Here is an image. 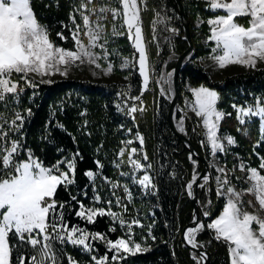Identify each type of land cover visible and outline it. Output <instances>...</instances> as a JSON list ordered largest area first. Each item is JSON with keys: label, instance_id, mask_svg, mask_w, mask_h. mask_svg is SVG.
Listing matches in <instances>:
<instances>
[{"label": "snow or ice", "instance_id": "1", "mask_svg": "<svg viewBox=\"0 0 264 264\" xmlns=\"http://www.w3.org/2000/svg\"><path fill=\"white\" fill-rule=\"evenodd\" d=\"M206 3L209 10L223 13L207 20L210 28L208 40L215 44L212 48V59L218 67L223 69L229 65H240L255 68L258 61H264V0H206ZM147 10V0H79L74 4L70 15L71 23L74 25L70 29L74 48L65 49L51 42L48 31L38 23L31 0H0V264H62V257H66L67 264H79L73 256L65 254L62 248L57 249L55 247L57 242L60 245L70 244L91 254L95 251L92 241L96 240L105 241L108 250L113 253L111 261H118L124 258L122 254L136 255L138 252L147 251L146 247H142V243H146L149 238L153 241L156 239L151 235L149 225L148 236L142 237L141 242H136L132 231L133 225L144 227L138 219L126 224L123 217L110 207L107 211L104 208H86L75 196H72L71 200L79 204V210L75 212L78 218L87 224H93L96 217L109 216L113 221H119L121 228L127 227L125 233L127 239L121 237L112 241L102 233L89 232L87 228L79 225L69 228L64 209L71 205L68 202H58L55 196L58 188L67 189L75 183L79 150L71 157L61 158L50 167L44 166L34 157L31 149L24 147L22 130L25 120L32 115L31 109L26 110L25 116L12 107L18 104L20 95L26 88L38 86L35 80L30 78V74L45 82L43 78L46 76L57 73L66 76L71 66L85 63L94 65L105 75L111 74L114 70L113 63L108 62L106 67H102L100 61H109L110 55H119L115 50L109 52L110 37L126 36L134 53L132 59L122 58L120 68L122 70L135 68L138 65L139 75L143 78V87L139 95L129 96L126 90L120 93L121 96H129L132 101L131 106H127L125 102V107L127 113L135 120V113L146 111L135 102L140 101V105H143L141 97L149 89L150 82L151 66L141 19V13ZM77 15L82 24L77 23ZM156 16L158 19L153 21V25L158 22L166 23L171 19L167 16L161 17L159 11L156 12ZM239 18H248L247 26L239 23ZM168 31L173 34L179 32L176 28H169ZM81 34L87 38V43L81 38ZM57 35L62 40L68 39L63 33ZM14 74L16 80L12 79ZM171 76L172 73L161 74L156 80L160 85V95L169 100L172 98ZM164 85H168L167 90ZM189 91L194 99L186 101L185 106L190 108L196 117L201 118L206 129V142L201 141L202 147L210 145L212 157H216L218 153L226 154L228 148L234 146L236 141L231 135H219L218 131L220 122L225 116H231V113L218 110L220 97L217 91L205 86L190 88ZM254 99V105L233 104L232 107L237 112L240 125H244L246 120L251 122L253 118H258L260 140L257 141V145H259L264 142V98ZM80 115L83 116L85 113L82 112ZM186 119V114L181 113L177 122L181 132L185 131ZM86 124L87 122L85 126ZM10 133L19 138L12 139ZM135 140L139 142V149L131 147L129 150V146L134 143L131 139L122 141L123 147L120 148L113 163L116 168L123 164L130 165L132 183L139 186L143 195L154 196L157 194V186L154 183L155 177L150 174L153 166L151 163L141 162L149 159L144 150L145 138L137 132ZM21 153L25 159H18ZM126 153L128 158L124 160ZM192 155L189 154V160L195 165L196 161L192 160ZM137 156L140 158H134ZM260 161L259 168L246 165L242 161L233 170L218 167L215 163L209 165L219 173L215 176L214 191L217 198H222L225 203L220 215L207 224L194 215L193 226L186 228L183 233V241L187 245L195 250L205 248L206 245L199 243L197 236L209 231L211 233L209 245L212 240L226 244L229 264H264V216L260 215V212H264V175L261 174V170H264V157H261ZM94 163L98 169L103 168L99 160ZM61 165H64V168H61ZM235 170L247 173L244 180L248 185L246 188L237 190L232 185L229 174ZM141 172L142 175H137ZM84 175L95 184L101 173L86 170ZM120 175L129 176L130 173L121 172ZM198 179L203 183H197ZM236 179L239 180L240 177ZM104 180L111 184L116 205L127 212V204L116 195L115 189L122 187L128 204H131L133 193L128 185L112 183L107 177H104ZM209 181V174L205 173L198 177L194 171L191 182L186 185L187 195L195 199L193 186L206 189ZM245 195L255 197V203L252 200L247 201V206L255 210L252 213L245 210L243 199ZM100 201L101 197L95 195L94 202ZM106 203L111 206L113 201L110 199ZM207 205L210 207L211 200L207 201ZM210 214L208 210L203 212L205 220ZM110 231H116L115 227ZM14 253L16 255L13 258ZM191 258L196 264H207L209 256L206 251H200L198 256L193 252ZM90 260L92 264H109L107 255L102 258L91 255Z\"/></svg>", "mask_w": 264, "mask_h": 264}, {"label": "trees", "instance_id": "2", "mask_svg": "<svg viewBox=\"0 0 264 264\" xmlns=\"http://www.w3.org/2000/svg\"><path fill=\"white\" fill-rule=\"evenodd\" d=\"M78 2L79 0H31L38 22L48 31L49 39L54 45L65 49L74 48L70 32L74 25L71 23L70 15L74 4ZM147 2L148 10L141 13L142 27L149 62L154 73L159 75L161 69H165L163 64L167 58L171 60L167 62L166 69L172 70L176 57L188 47V42L183 36L181 18L174 0H147ZM181 3L189 20L194 50L177 78L179 104L186 109L184 98L192 99L190 88L206 85L216 89L220 97L217 108L225 113H231V116H225L220 122L218 133L231 135L235 139L236 144L229 147V150L238 160L259 168L261 161L256 151L264 154V142L257 145V141L260 140L258 121L253 118L251 122L246 120L244 125H240L232 105L253 103L255 97L264 98V68L224 75L221 79L214 80L200 61L212 53V42L208 40L210 28L207 20L216 12L209 10L206 0H181ZM157 11L161 13V17L167 16L171 19L166 23L158 22L153 25V21L158 19ZM199 17L202 21L197 25L194 22ZM246 19L239 18L238 22L243 23ZM76 21L82 24L78 15ZM169 28L178 29V34L168 31ZM108 30H111V17H109ZM57 33H63L68 39L62 40ZM154 36L155 40H153ZM81 38L87 43V38L83 34ZM108 48L109 52L115 50L119 55H110L109 61L101 60L100 63L104 65L103 67H106L108 62L113 63L112 73L124 81L119 84L115 82L104 85L87 79H61L49 84L38 83L36 88H26L21 93L18 104L12 107L25 116H27L26 110L31 109L32 115L27 117L22 130L24 147L31 149L34 157L44 166L50 167L61 158L71 157L79 150L75 183L67 189L58 188L55 196L58 202H68L71 205L64 209L69 228L79 225L87 228L89 232L102 233L112 241L121 237L127 239L125 236L127 227L121 228L119 221H113L109 216L96 217L93 224H87L78 218L75 212L79 210V204L71 200V197L75 196L86 208H104L107 211L110 207L112 211L123 217L126 224L138 219L144 227L133 225L132 231L136 242H141L142 237L148 236L149 225H151V235L156 239L153 241L149 238L146 243H142L147 251L138 252L136 255L123 254L124 258L118 261H111L113 253L108 250L106 242L101 240L92 241L95 251L91 254L70 244L60 245L57 242L55 247L62 248L65 254L73 256L79 264H92L91 255L97 258L107 255L109 264H196L191 258L194 251L183 244L180 233L183 226L191 220L193 213L186 185L190 182L193 171H199L202 165L198 161L195 166L189 160L190 153L169 128L167 110L170 100L162 97L158 88L155 87L153 90L149 88L144 92L141 97L143 105H140V101L135 102L138 107L142 106L146 109L144 112L135 113V120L127 113L125 102L127 106H131L132 101L129 96L140 94L141 77L138 65L123 70L119 65L122 63V58H133L134 49L126 36L110 37ZM96 51L100 50L96 49ZM125 90L129 92V96L120 95ZM82 112L85 115L81 116ZM180 116L181 113L176 109L174 119H179ZM85 122H87L86 126ZM184 128L185 136L204 155L208 164H212L210 149L207 146L202 147L203 136L193 119H187ZM137 132L145 138L144 150L149 157L148 161L141 160V162L151 163L153 166L150 174L155 177L154 183L157 186V194L154 196L143 195L139 186L132 183L130 165L123 164L120 168H116L113 163L120 148L123 147L122 141L131 139L134 143L129 146V150L131 147L139 149V142L135 140ZM9 135L12 139L19 138L11 133ZM217 155L220 162L225 161L226 166H230L227 156L220 153ZM25 158L21 153L18 159ZM127 158L126 153L123 159L127 160ZM96 160L103 164L102 169L97 168L94 163ZM61 168H64V165H61ZM86 170L100 171L101 175L96 178L95 184L84 175ZM210 171L211 181L208 188L198 189V200L204 209L209 207L207 201L211 200L208 208L211 214L207 218L209 222L221 212L225 203L222 198H217L214 191L217 172L212 167ZM121 172H128L130 175L121 176ZM142 174L141 172L137 175ZM104 177L112 183L127 184L132 191L133 201L128 204L123 188L115 189L116 195L127 204V212L116 205L111 184L106 183ZM97 194L101 197L99 203L94 202V196ZM110 199L113 201L111 206L106 203ZM113 227L116 229L114 232L110 231ZM210 239L209 231L197 236L198 242L205 244V248L211 252L210 264H229L226 244L212 240L209 245ZM15 255L14 253L13 258ZM62 264H67L66 257H62Z\"/></svg>", "mask_w": 264, "mask_h": 264}, {"label": "rangeland", "instance_id": "3", "mask_svg": "<svg viewBox=\"0 0 264 264\" xmlns=\"http://www.w3.org/2000/svg\"><path fill=\"white\" fill-rule=\"evenodd\" d=\"M175 1V0H174ZM180 2H181V0H180ZM175 4H176V2H175ZM181 5H182V3H181ZM176 6H177V4H176ZM177 9H178V6H177ZM182 9H183V6H182ZM183 11H184V9H183ZM178 12H179V9H178ZM184 13H185V11H184ZM221 14H223L221 11H217L216 12V14H214L212 17H210V18H215V16H217V15H221ZM179 15H180V13H179ZM185 15H186V13H185ZM186 17H187V15H186ZM181 18V17H180ZM188 19V18H187ZM248 19V18H247ZM247 19L243 22V23H241V24H243V25H245V26H247ZM189 21V20H188ZM202 20H201V18L199 17V18H196L195 19V24H199L200 22H201ZM39 23V22H38ZM240 23V22H239ZM182 26V25H181ZM142 32H143V37H144V31H143V27H142ZM182 32H183V28H182ZM189 33H190V29H189ZM183 36H184V33H183ZM191 36V35H190ZM185 38V37H184ZM161 39H163V38H161ZM187 41V40H186ZM144 42H145V37H144ZM212 42V41H211ZM145 45H146V42H145ZM213 47H215V44H214V42H212V48ZM146 50H147V47H146ZM193 53V52H192ZM147 54H148V52H147ZM212 56H213V53H211V54H209V55H207L205 58H203V59H201V61H200V63H201V65L204 67V69L211 75V77L214 79V80H219V79H221L224 75H230V74H234V73H239V72H246V71H253V70H255V69H258V68H264V61H258L257 62V65H256V67L255 68H248V67H244V66H240V65H229V66H227V67H225V68H223V69H221V68H219L218 67V65H217V63L212 59ZM137 58H138V53H137ZM190 58V55L187 57V59H189ZM176 59H177V57H176ZM176 59H175V62H176ZM171 59L170 58H167V59H165V61H164V64H163V66H165V69H161V72H160V74L159 75H156L155 73H154V69L152 68V66H151V64H150V62H149V64H150V66H151V72H150V82H149V88H151V90H153L155 87L156 88H158V91H159V88H160V85H158L157 83H156V80L157 79H159V77L161 76V74H167V73H172V75H173V71H174V66H175V64H174V66H173V68H172V70H167L166 69V64H167V62H169ZM187 61V60H186ZM185 61V62H186ZM120 65H121V63H120ZM120 65H119V67H120ZM104 65L102 64V67H103ZM179 74H180V72H179ZM30 78H32V79H34L35 80V82L38 84V83H45V84H49V83H53V82H55V81H57V80H61V79H87V80H91L92 82H95V83H97V84H107V83H115V82H118L117 84H119V82H121V81H124L121 77L119 78V77H117V76H115L113 73H111V74H109V75H105L104 73H103V71L102 70H100V69H96L95 68V66L94 65H89V64H87V63H85V64H83V65H73V66H71L70 68H69V70H68V74L66 75V76H63V75H60L59 73H57V74H55V75H50V76H46V77H44L43 79H44V81L45 82H41L40 81V78L39 77H33L31 74H30ZM12 79L13 80H16L17 79V77H16V75L14 74L13 75V77H12ZM142 77H141V84H142ZM171 88H172V91H173V82H172V76H171ZM200 86H205V87H208V88H210V89H213V90H215V91H217L216 89H214V88H211V87H209V86H206V85H199V86H197V87H200ZM142 87H143V84H142ZM164 88H165V90H167V88H168V85H164ZM194 88H196V87H194ZM178 92H179V88H178ZM218 93V92H217ZM179 98H180V94H179ZM168 99V98H167ZM194 98L192 97V99L190 100L188 97H185L184 98V103H185V105H186V101H192ZM170 103V102H169ZM247 104H255V102H253V103H246L245 105H238V106H247ZM186 107V106H185ZM176 109H177V111H179L180 113H185L186 114V116H187V119H193V121L196 123V125L199 127V133L200 134H202V136H203V140H205V142H206V136H205V133H206V129L203 127V125H202V120H201V118H199V117H196L195 116V114H194V112L190 109V108H183V107H181L180 106V104H179V100H178V104H177V106H176V108H175V111H176ZM219 110V109H218ZM219 111H221V110H219ZM236 115H237V112H236ZM180 119V118H179ZM179 119H174V122L177 124V122H178V120ZM186 119V120H187ZM257 119V121H258V126H259V120H258V118H256ZM219 134V133H218ZM220 135V134H219ZM221 136H226V135H221ZM207 147H209V149H210V145H207ZM201 153V152H200ZM202 154V153H201ZM256 154L261 158V157H264V154H260V153H258L257 151H256ZM203 155V154H202ZM204 156V155H203ZM210 156H211V154H210ZM223 156H227V158H228V163H229V167H227L226 166V164H227V162H220V158L218 157V155H216V157H210V161H211V163H215L216 164V166H218V167H223V168H226V169H228V170H233L234 169V167L239 163V162H241L240 160H238L237 159V157L236 156H234L233 155V153L229 150V148H228V150H227V153L226 154H223ZM205 158V157H204ZM192 160H194V161H196V164H195V166L197 165V162L199 161L198 159H196V158H194L193 156H192ZM205 160H206V158H205ZM207 161V160H206ZM207 164H208V162H207ZM202 168V167H201ZM201 170V169H200ZM200 170L199 171H195L196 172V174L198 175L199 174V172H200ZM194 172V171H193ZM207 174H209V176H210V181H211V171H210V167H209V164H208V172H207ZM219 173H216V175H218ZM261 174L262 175H264V172H262L261 171ZM192 175H193V173H192ZM230 180H231V183H232V185L233 186H235L236 188H237V190H240V189H242V188H246L248 185L246 184V183H244V180H245V178H246V175H247V173L246 172H241V171H239V170H235L234 171V173L233 172H230ZM236 177H240V179L239 180H237L236 179ZM191 180H192V178H191ZM191 180H190V182H191ZM209 181V182H210ZM200 183H203V181H201ZM215 187H216V183H215ZM198 189L199 188H197V200H198ZM191 198V197H190ZM243 199H244V201H245V210L246 211H248V212H250V213H252V212H254L255 210L252 208V207H248L247 206V201H249V200H252L253 201V203H255V197L254 196H252V195H245L244 197H243ZM198 206H199V209H200V211L201 212H204L205 210H208V208L209 207H207V208H203L204 206L202 205V204H200L199 203V200H198ZM193 207V206H192ZM257 207H258V205H257ZM222 211V210H221ZM221 213V212H220ZM220 213L217 215V216H215L213 219H215V218H217L219 215H220ZM192 215H193V213H192ZM260 215L261 216H264V212H260ZM192 219V218H191ZM207 223H209V221L206 219L205 220V224H207ZM186 225V224H185ZM184 225V226H185ZM183 226V227H184ZM143 247V246H142ZM203 249H206V248H203ZM208 250V249H207ZM209 251V250H208ZM211 253V252H210ZM123 255V254H122ZM211 263V262H210Z\"/></svg>", "mask_w": 264, "mask_h": 264}, {"label": "water", "instance_id": "4", "mask_svg": "<svg viewBox=\"0 0 264 264\" xmlns=\"http://www.w3.org/2000/svg\"><path fill=\"white\" fill-rule=\"evenodd\" d=\"M178 9H179V13H180V17H181V25L183 28V33H184V37L188 42V47L177 57L176 62H175V66H174V71H173V75H172V82H173V91H172V98L170 100L169 103V107L167 110V123L169 128L171 129V131L178 137V139L180 140V142L182 143L183 147L186 148L188 150L189 153H192L193 157L198 159L199 162L202 165V168L198 174L199 176H202L203 174L208 172V164L207 161L205 160L204 156L200 153V151L197 149V147L192 143V141L185 136V134L181 131H179V128L177 126V124L174 122V112H175V108L178 104V100H179V92H178V86H177V78L179 75V72L181 71L182 67L184 66L185 61L187 60V57L193 52L194 50V45L193 42L191 40V36L189 33V21L182 9V5L180 0H175ZM202 180L197 181V183H200ZM197 188L196 185L193 186V194L196 197L195 199L190 198L192 206H193V215H192V219L182 228L181 233H180V238L183 242V244L191 251L196 252L199 255L200 251H206L208 253L209 259L207 261V264H210L211 262V253L210 251H208L207 249H199V250H195L192 249L190 247V245H187L184 241H183V233L185 231L186 228L188 227H192V221L195 217L198 220H202L205 222V218L203 216V212L200 211L199 206H198V200H197Z\"/></svg>", "mask_w": 264, "mask_h": 264}]
</instances>
